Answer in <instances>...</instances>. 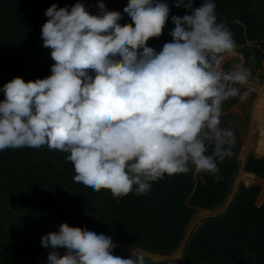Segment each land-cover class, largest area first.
<instances>
[{"label": "clouds", "instance_id": "obj_1", "mask_svg": "<svg viewBox=\"0 0 264 264\" xmlns=\"http://www.w3.org/2000/svg\"><path fill=\"white\" fill-rule=\"evenodd\" d=\"M188 9L174 14L172 40L157 51L170 13L167 0H128L122 16L91 14L81 0L45 10L43 45L51 48V75L25 81L16 76L0 86V150L50 148L67 153L74 183L116 197L145 194L166 175L197 171L219 180V162L232 155L235 130L221 125L224 102L248 96L251 68L229 25L219 21L216 0H173ZM94 78H93V75ZM242 89H244L242 91ZM47 264H145L113 254L110 234L61 228L41 237ZM60 252L67 253L61 258Z\"/></svg>", "mask_w": 264, "mask_h": 264}, {"label": "trees", "instance_id": "obj_2", "mask_svg": "<svg viewBox=\"0 0 264 264\" xmlns=\"http://www.w3.org/2000/svg\"><path fill=\"white\" fill-rule=\"evenodd\" d=\"M76 2L0 0V86L16 76L28 81L51 75L55 61L41 36L48 19L45 10L53 3L70 7ZM81 2L91 14L99 12V0ZM167 2L170 13L165 27L159 37L147 42L157 51L173 39L171 16L188 11L176 7L173 0ZM202 2L193 0V5ZM103 3L106 12L122 16L120 26H134L124 15L128 0ZM216 13L218 20L232 29L245 64L260 68L264 62V0L249 4L216 0ZM0 94L5 98L3 91ZM251 143L257 152H263L264 134L256 132ZM239 151L236 136L232 155L219 162V180L193 166L187 173L153 182L145 194L130 192L116 197L106 188L91 191L76 185L74 167L60 149L45 144L0 150V264H23L47 251L41 244L42 235L49 231L59 235L64 226L103 232L119 243L169 255L180 246L197 210L212 211L226 202L240 167ZM243 168L264 179V157L249 155ZM259 191L257 185H241L221 214L206 219L190 233L177 264H264V200L256 205ZM58 254L62 259L67 256ZM113 254L129 257L119 247H114ZM145 264L169 263L145 258Z\"/></svg>", "mask_w": 264, "mask_h": 264}, {"label": "rangeland", "instance_id": "obj_3", "mask_svg": "<svg viewBox=\"0 0 264 264\" xmlns=\"http://www.w3.org/2000/svg\"><path fill=\"white\" fill-rule=\"evenodd\" d=\"M237 61H242L245 64L242 56L237 58H228L225 61V64L228 65V67H230ZM246 66L251 68L250 81L248 85L245 86L246 90L248 91V96L243 101H241L238 97L229 98L228 104L225 110L222 112V116H221V125L226 127L228 126L233 127L235 129L236 136L240 142V151L237 156L240 162V167L238 173L234 178L232 190L229 197L221 207L215 210L212 211L197 210V213L193 216V218L191 219V221L189 222L186 228L185 237L183 241L173 253L169 255H159V254L147 253L146 251L136 247L138 251L143 253L145 258H149L156 263L167 262L169 264H177V261L181 258L184 245L187 242V238L190 235V233H193L206 219L222 213L227 208L233 195L241 185L245 187L251 185H257L260 188V191L256 203L257 202L262 203V201L264 200V179L258 178L256 176H254L255 177L254 178L252 175L248 174V172H245L243 168L245 160L249 155H253L255 157H261V158L264 157V151L261 153L257 152L256 147L253 146V144L251 143L252 137L256 132L259 131L262 134H264V132L261 131L262 129L260 128V126L256 122H253L251 117V110H252L251 108L254 104L253 102H255L254 99H256L255 97L257 96L258 91L264 88V62L262 63L260 68L255 67L253 64ZM243 90L244 89H242V91ZM3 99L4 98L0 94V100ZM113 242L115 244V247H119L129 256L132 255L131 249L134 248L135 246L122 244L115 240H113ZM47 256H48V250L41 253L39 258L42 259Z\"/></svg>", "mask_w": 264, "mask_h": 264}, {"label": "bare ground", "instance_id": "obj_4", "mask_svg": "<svg viewBox=\"0 0 264 264\" xmlns=\"http://www.w3.org/2000/svg\"><path fill=\"white\" fill-rule=\"evenodd\" d=\"M254 101L255 102H253L254 104L251 108L252 121L256 122L262 129L261 131L264 132V88L258 91L256 99ZM47 261L48 256L39 259L35 264H47Z\"/></svg>", "mask_w": 264, "mask_h": 264}, {"label": "water", "instance_id": "obj_5", "mask_svg": "<svg viewBox=\"0 0 264 264\" xmlns=\"http://www.w3.org/2000/svg\"><path fill=\"white\" fill-rule=\"evenodd\" d=\"M243 4H249V3H256L259 0H241ZM261 203L257 202L256 205L259 206ZM221 214V213H220ZM219 215V214H218ZM217 216V215H216ZM214 217V216H213ZM148 253V252H147ZM41 255V254H40ZM35 256L33 257L31 260H29L28 262H25L23 264H33V263H37V260H39V256ZM153 261V260H152ZM154 262V261H153Z\"/></svg>", "mask_w": 264, "mask_h": 264}]
</instances>
